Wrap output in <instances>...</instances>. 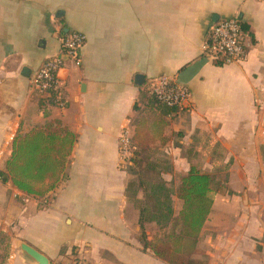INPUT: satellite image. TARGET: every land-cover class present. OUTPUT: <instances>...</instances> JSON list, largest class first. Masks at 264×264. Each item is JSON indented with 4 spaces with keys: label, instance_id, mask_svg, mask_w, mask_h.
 Returning <instances> with one entry per match:
<instances>
[{
    "label": "crops",
    "instance_id": "0c3cea01",
    "mask_svg": "<svg viewBox=\"0 0 264 264\" xmlns=\"http://www.w3.org/2000/svg\"><path fill=\"white\" fill-rule=\"evenodd\" d=\"M234 16L249 30L245 60L207 62L187 84L192 97L183 109H148L145 81L176 77L201 60L208 27ZM66 31L86 42L81 65L67 62L58 72L65 99L59 109L33 91L30 78L58 54ZM137 75L144 78L140 86ZM50 121L75 136L63 179L44 197L0 182V264H36L21 244L49 264L74 257L168 264L143 249V190L128 188L137 176L122 164L119 137L128 129L141 158L154 151L153 165L164 159L171 166L159 175L167 187L174 182L175 216L182 206L176 191L191 167L211 174L230 166L231 182L238 173L242 182L255 181L264 165V1L0 0V171L16 137ZM249 195H216L197 244V252L207 248L209 264H264V206L248 204ZM144 228L148 242L160 236L156 224Z\"/></svg>",
    "mask_w": 264,
    "mask_h": 264
},
{
    "label": "trees",
    "instance_id": "16d2710c",
    "mask_svg": "<svg viewBox=\"0 0 264 264\" xmlns=\"http://www.w3.org/2000/svg\"><path fill=\"white\" fill-rule=\"evenodd\" d=\"M243 28L249 33L244 23ZM145 103L148 109L158 112L179 110L166 107L149 96ZM46 104L54 107L51 100ZM74 142L75 136L57 121H50L29 135L17 136L13 142L11 157L4 170L0 171V182H10L28 196L44 197L62 181ZM141 168V155L135 149L127 171L137 176V182L130 183L128 188L143 190L139 219L143 249L150 250L155 257L168 264H206L208 258L197 252V244L219 187L216 177L191 167L180 180L176 191V198L182 202V206L175 216L170 188L160 179L152 185L150 194L139 177ZM147 223L156 224L162 232L154 242L146 239L144 226Z\"/></svg>",
    "mask_w": 264,
    "mask_h": 264
},
{
    "label": "built area",
    "instance_id": "2783aa9c",
    "mask_svg": "<svg viewBox=\"0 0 264 264\" xmlns=\"http://www.w3.org/2000/svg\"><path fill=\"white\" fill-rule=\"evenodd\" d=\"M264 1V0H255ZM202 46V59L220 66L241 63L245 60L248 49L249 34L243 28V22L237 17L219 19L212 23L206 32ZM86 37L76 31H66L59 38L58 54L47 58L30 78L33 91L55 108L64 109L65 99L59 81L58 72L67 62L74 66L81 65L82 49ZM145 92L149 97L169 108H182L191 102L192 93L187 85L176 82L175 77L157 76L145 81ZM133 150L132 137L124 129L119 137V154L123 165L130 164ZM69 264H90L74 257Z\"/></svg>",
    "mask_w": 264,
    "mask_h": 264
},
{
    "label": "rangeland",
    "instance_id": "374dc122",
    "mask_svg": "<svg viewBox=\"0 0 264 264\" xmlns=\"http://www.w3.org/2000/svg\"><path fill=\"white\" fill-rule=\"evenodd\" d=\"M145 112L148 114L149 113L148 109L145 110ZM260 152H261V157H263V161H264V149L261 148ZM164 155L167 157L166 154ZM155 156H156V152L154 151L153 152L150 151L149 153L146 152L145 157L141 158L142 168L139 171L140 172L139 177L141 179V182L143 183L145 189H147V191L150 194H152L151 192L152 185L158 183L159 180L161 179L159 175L160 172L167 173V171H169L171 173V170H170L171 166L168 165L167 162L163 158H162L163 160L161 161V164L157 166L152 164L154 160L153 161L151 160L154 159ZM229 168L230 166H221V168L215 169L211 173L212 175L216 177L218 184H219V187H217L216 189V193L214 195L213 201L215 200V197L217 194H220L224 197L227 196L228 198H231L233 194L236 195L237 191L240 193L242 190H248L251 195V196L249 195L250 198H247L246 200L248 204H250L251 202H254L253 204L264 206V165L260 166L259 168L260 176L257 177L255 181L248 182V183L242 182L241 173H238L236 175V178H237L236 182H231L229 180V173H228ZM168 188H170L172 192L171 195H174L175 194L174 182H171ZM236 204H237V200H236V203L233 205L237 206ZM159 233L161 234L162 232H159ZM261 243L264 246V236L261 239ZM258 247H259L258 249L261 252L262 247L260 246ZM204 250L203 251L205 253L203 251H199L198 253L205 255L208 258V261L206 264H209L210 257L206 254L207 248L205 247Z\"/></svg>",
    "mask_w": 264,
    "mask_h": 264
},
{
    "label": "water",
    "instance_id": "95a60500",
    "mask_svg": "<svg viewBox=\"0 0 264 264\" xmlns=\"http://www.w3.org/2000/svg\"><path fill=\"white\" fill-rule=\"evenodd\" d=\"M207 59H201L188 67L184 68L180 73L175 77L177 83L182 85H187L189 82L199 73L201 68L206 65ZM144 78L140 75L135 77L136 85L140 86L143 84ZM21 250L24 254H26L33 262L36 264H49L48 259L34 250L33 248L21 244Z\"/></svg>",
    "mask_w": 264,
    "mask_h": 264
}]
</instances>
